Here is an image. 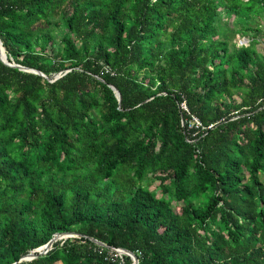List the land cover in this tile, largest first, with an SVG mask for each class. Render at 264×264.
I'll return each instance as SVG.
<instances>
[{"label":"trees","instance_id":"1","mask_svg":"<svg viewBox=\"0 0 264 264\" xmlns=\"http://www.w3.org/2000/svg\"><path fill=\"white\" fill-rule=\"evenodd\" d=\"M263 31L264 0H0L44 74L0 59V264H264Z\"/></svg>","mask_w":264,"mask_h":264},{"label":"water","instance_id":"2","mask_svg":"<svg viewBox=\"0 0 264 264\" xmlns=\"http://www.w3.org/2000/svg\"><path fill=\"white\" fill-rule=\"evenodd\" d=\"M0 59H1L5 64H7V65H9V66L18 67L19 69L26 70V71H30V72H34V73H37V74H40V75H43V76H44V74H43L41 71H39V70H36V69H33V68H29V67H25V66H22V65H20V64H17V63H14V62L8 61L7 58H6V54H5V52H4V49H3L2 45H1V41H0ZM118 96H119V95H118ZM69 236L81 237L82 235L79 234V233H76V232L56 233V235H55L54 237H52L47 243H45L44 245H42V246H40V247H38V248L36 249V250H39V248H40V249L43 248V250H44L43 252H38V251H37L36 253H34V252H30V253H28V254L22 256V257L20 258V260H23V259H26V260L33 259V258L37 257L38 255L43 254V253H45L47 250H49L50 247H51V245H52V243H53V241H54L56 238H62V237L65 238V237H69ZM89 239H90L92 242H94L95 244L99 245V246L107 247V245H106L104 242H102V241H99V240H97V239H95V238H93V237H89ZM112 248H114V247H112ZM114 249H116L117 251H119V252L121 253V255L123 254V255H128V256H130L131 259H132V261H133V264H138V258H137V256H136L132 251H130V250H128V249H125V248H114ZM15 263H16V262H14V263H12V264H15Z\"/></svg>","mask_w":264,"mask_h":264},{"label":"built area","instance_id":"3","mask_svg":"<svg viewBox=\"0 0 264 264\" xmlns=\"http://www.w3.org/2000/svg\"><path fill=\"white\" fill-rule=\"evenodd\" d=\"M180 108L182 109V110H187V106H186V104H185V102L184 101H182L181 103H180ZM185 121H182V124L184 123ZM187 126H188V128H191V127H196V128H199V127H201V122H200V120H199V118L197 117V116H195V115H190V117L188 118V120H187ZM111 251H114V252H116V253H110L109 252V255L108 256H114V257H116V256H120L121 257V253L119 252V251H117L116 249H114V248H111L110 249ZM106 258H107V256H106Z\"/></svg>","mask_w":264,"mask_h":264},{"label":"rangeland","instance_id":"4","mask_svg":"<svg viewBox=\"0 0 264 264\" xmlns=\"http://www.w3.org/2000/svg\"><path fill=\"white\" fill-rule=\"evenodd\" d=\"M228 20H229V22H231V20H232V17H230V18H227ZM264 37V31L260 34V37H259V39L260 38H262V37ZM235 42H237V44H241V43H247V40H248V37L246 36H238V35H236V37L233 39ZM257 49L259 50V51H261V52H264V49H263V42H259L258 44H257ZM156 183L157 182H155V183H153V186L154 185H156ZM158 192V191H157ZM38 252H43L44 250H43V248H39V250H37Z\"/></svg>","mask_w":264,"mask_h":264}]
</instances>
